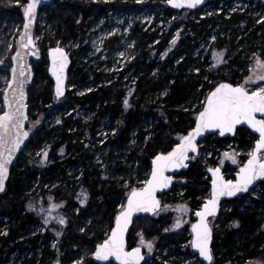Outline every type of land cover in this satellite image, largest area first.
<instances>
[{
  "label": "trees",
  "instance_id": "obj_1",
  "mask_svg": "<svg viewBox=\"0 0 264 264\" xmlns=\"http://www.w3.org/2000/svg\"><path fill=\"white\" fill-rule=\"evenodd\" d=\"M26 2L27 0H21V4L15 7V15L20 20L23 15L20 6ZM53 2L61 5L49 18L55 28H64L68 35L77 34V9L87 13L89 0H48L47 5ZM121 3L116 0L100 4L101 9H104ZM162 3L167 9L165 19L170 24L169 19L172 16L185 11L176 10L167 1ZM201 10L202 8L194 12L199 14ZM226 13L222 11L215 18V22H219L215 33L212 32V27L204 26L209 25L211 19L203 18L201 22H196L192 17L187 18L185 25L192 27V35L188 38L181 36L179 42L182 46L179 43L173 45L174 48L168 49L166 55L164 54L171 44L174 28H179L180 23L172 22L174 27L170 28L169 33L161 34L158 42L153 34L149 35L148 32L135 28L133 33L136 36L137 51L127 67H121L106 77L107 74L99 67H84L76 65L73 61L69 72L74 74L73 81L76 84L94 86L90 91L81 94L75 93L74 89H68L61 98L55 95L54 84L48 73L45 76L40 74L41 68L48 67V46L44 42H38L42 58L34 63L35 77L29 89V120L36 116V111L44 116L45 122L53 113L57 119L51 127L46 123L42 124L39 129L42 130L41 133H34L37 138L29 123L27 124L31 138L12 167L5 191L0 193V264H4L12 252L24 254L38 247L43 251L40 259L44 264L50 241L59 237L57 233L60 227L64 231L68 230V234L75 231L77 245L85 244L87 250L95 251L96 245L107 237L109 233L106 236L105 233L110 232L113 227L116 215L121 210V205H125L128 193L132 188L144 185L143 182H130L126 185V178H132L133 173H138L146 181L154 157L160 152L171 150L194 126L196 116L204 106L209 92L222 81L245 83L250 71L243 58L249 57L258 49L264 55V16L248 19L245 31L239 36L243 14ZM204 29L206 35H215L216 46L226 50V61L209 71L197 66L200 69L197 72L194 67V52L201 43L202 38L198 36ZM47 40L51 42L50 47L55 45L54 38L50 35ZM111 40L112 38L109 42ZM42 41H45V38ZM9 66L10 59L8 68ZM130 67L134 68L135 76L133 83L129 84L132 90L126 85L129 82L123 81ZM198 98H201V103L194 108ZM83 108L93 109V115L87 119L79 115ZM62 110L72 111L66 115L59 113ZM152 115H157L158 122L154 132L147 137L144 121ZM104 118L108 119L110 127L107 129L106 140L100 146L97 134ZM134 132L136 141L132 143ZM231 140L239 142L241 146L253 147L257 136L246 127H239L237 133L229 137H222L218 133L207 134L199 143L206 150L210 147L214 149L209 163H205L198 156L192 158L189 168L176 175L172 189L160 195L161 204L163 200H170V192L179 184H184V200L191 209L199 210L206 201L205 198L210 196L211 178L207 175L206 168L211 162L218 161L215 156L224 148V143ZM42 144L45 149L49 148L50 153L55 154L52 162L48 160L47 163H41L43 153L36 155L28 152L29 147ZM101 147H108L107 157L97 155ZM62 148L64 151H61ZM124 150H129V153H123ZM61 157L63 158L60 160ZM248 157L243 155L238 167ZM102 163L105 166L100 168ZM68 168H72L73 172L69 173ZM222 168L229 179L228 176L237 173L235 169L231 170L230 163ZM58 178H61L62 182L66 179V184L50 186ZM259 186L261 191L257 196L248 192L226 200L219 214L213 218L215 223L212 225V264H244L260 257L264 261V182ZM83 188L89 193L86 203H81L76 197L77 190ZM30 203L36 207L30 208ZM53 204H60L56 211L60 218H67V223L52 220L49 224L45 223V232H34L31 235L32 225L42 222L45 215L38 209H49ZM90 209L94 210L93 219L81 231V224L86 221ZM174 213L173 211L159 216L153 214L136 218L128 233V246L137 245V224L140 226L142 221L146 220L143 232L149 233V236L156 233L162 242H173L179 248L178 232L174 228L166 231L172 224ZM102 224H105L106 228H101ZM88 264L98 263L89 258Z\"/></svg>",
  "mask_w": 264,
  "mask_h": 264
},
{
  "label": "rangeland",
  "instance_id": "obj_2",
  "mask_svg": "<svg viewBox=\"0 0 264 264\" xmlns=\"http://www.w3.org/2000/svg\"><path fill=\"white\" fill-rule=\"evenodd\" d=\"M113 1L116 0H89L87 13L79 11L78 8V33L74 36L66 34L64 28L61 30H57V28H55V24L52 22V20L49 19L52 12L58 9L61 5L57 2H53L49 6L46 4L42 8L39 15L37 29L40 28V30L36 32V35L38 37L37 43L40 41L42 43L44 42V44L48 46L49 49L51 42L50 40H47V38H49L50 35L54 38V46L63 47L71 55L73 61L76 62V65H81L84 67H99L105 72V74H107L106 77H109V73L119 70L121 69V67H127L128 63L135 57V53L137 51L136 36H134L133 33L135 28L142 29L143 31L148 32L149 35L153 34L154 39L156 38V41L158 42L161 38L159 37L161 36V34H163L164 32L169 33L170 28L174 27V23L172 22L180 23L181 25H179V28H174L175 31L171 37V44L164 54L166 55L168 49H173L175 45H178V43L180 46H182L181 42H179L181 36L182 38H188L189 35H192V27H187L185 25V21L187 20V18L192 17L196 22H201L203 18L211 19L212 21L209 22V25L204 24V26H208L209 28L212 27V32L215 33L218 30L217 28L219 24V22H215V18L220 12L226 11L227 15L234 12H240L243 14L242 18H244L240 23V36L241 33L245 31V24L248 19L264 16V4L260 0H211L206 6L202 8L199 14L190 9H185L183 13H176L169 19V21L171 22L170 24L165 19L167 17V9L162 3L163 1L167 0H118L122 2L120 5L108 6L104 9H101L102 3L108 4L109 2ZM19 4H21V0H19V2H17V0H0V60L4 61L3 64H0V113L4 111L3 92L10 80V70L12 66L11 57L16 49L17 40L24 23L22 14V20H20L19 17L15 15V7ZM26 4L27 2L23 4L22 7L20 6L21 13H23V7H25ZM6 7H8V9ZM6 9L7 11L2 12ZM81 21L82 23H80ZM208 27L205 28L207 29ZM206 29H204L203 32H201L198 36L199 38H202V40L194 52V67L197 68V66H199L201 68H206V70L209 71L214 69V67L221 66L226 61V50H222L220 46H216V41L212 39V37H215V35H206ZM177 33H179V36H177ZM44 38L45 41H42ZM111 38L112 40L111 42H109ZM220 51L224 52V62L220 65H216L215 54ZM260 51L261 50L258 49L249 57L243 58L246 65L248 66V70L250 71L249 76L256 73L264 74V71H262L261 69L254 68V62L257 58L254 54H259L261 58H264V55H262ZM120 52H124L125 55L120 56ZM9 59L10 66L8 68ZM133 70L134 68L130 67V69L125 74V77L123 78L124 82L126 80L129 82L126 83V85L128 86H130L129 84L133 83V81L135 80ZM47 73L48 67H46V69H40V74L42 76H45V74ZM73 78L74 74H69L68 89H74V92L77 94L84 93L94 86V84H89L87 86L83 85L82 83L76 84L73 81ZM257 83L264 84V82L261 81H257ZM247 86L249 87V90H252L255 87V84L250 81L248 82ZM130 89L132 90L131 86ZM200 103L201 98H198L195 101L194 108ZM71 111L72 110H62L59 111V113H65L66 115H68ZM93 113V109L83 108L80 111L79 115L87 119L91 117ZM77 116H74V118ZM55 119H57V116L53 113L49 115L48 119L45 122L44 116L36 111V116H32V118L28 122V125L30 126L33 134L36 132L37 135L41 133L40 131H42L39 130L42 124L46 123L48 124V127H51ZM37 121H39V123H35ZM157 122V115H152L145 119L144 130L147 132V137L149 136V134H152L154 132V127L156 126ZM109 127L110 123L108 122V119L104 118L99 128L100 131L97 134L100 146H102L103 141L106 140L108 132L107 129ZM38 130L39 132H37ZM37 137L38 136H36V138ZM135 141L136 134L134 132L131 142L135 143ZM200 147L201 150L197 156L200 157L205 163H209V157L213 155L214 149L210 147L206 150L203 148V145H200ZM42 149H45L44 144L37 147H29L28 152L30 154L35 153L36 155H40V153H42ZM252 149L253 147H247V145H239V142H233L232 140L227 141L224 143V148L221 149V151L215 156L218 161L211 162L208 166L224 167L227 163H230L232 167L231 170L235 169L237 172L239 164L238 162H240L241 157L243 155L249 156L252 152ZM46 150L48 151V160L52 162L54 160L53 158L55 157V154L50 153L49 148H46ZM108 152V147H101L98 150L97 155L101 157H107ZM127 152L129 153V150L123 151V153ZM225 152L234 153L236 155V160L233 161L230 156L225 157ZM262 156H264V154H262ZM62 158L63 157L59 159L61 160ZM104 166L105 164L102 163L100 168H103ZM68 172H73V169L68 168ZM235 175L228 177H230V179H234ZM66 179L68 180L69 177H67ZM66 179L62 182L61 178H58L57 181H55V183L52 182L50 186H61L63 184H66ZM130 182L139 184L141 182L144 183L145 180L142 179V176H140V174L133 173L132 178H126L125 184L127 185ZM260 191V186L257 185L250 192H252L253 195L257 196ZM85 193H87L88 198L89 193L85 188L78 189L76 197H78L80 201H82L85 198ZM184 195V184H179L174 191L170 192V200L162 201V206L172 205V207L164 208L159 213V215H162L167 214L168 212H175L173 215V220L171 222L172 224L166 228L167 232H169L170 229L173 228L172 225L179 216L177 207L186 204L190 209V211L183 214L185 223H183L180 228H174L178 232L180 240L179 248L176 247V244L173 242H162L160 240V237L156 233H152L149 236V233L147 234L143 232V227L145 226V224H147L146 220H143L140 226L139 224H137V236H139L137 245H140L141 233H143V237L145 240H151L154 245L152 252L147 251L146 244L143 245L146 259L142 264H201L203 262L199 258V256L193 252L191 245V225L196 219L195 213L197 212V210L191 209L188 202L184 200ZM207 198L208 197H206L205 199ZM59 203L63 204L62 202ZM56 210L57 207H51L49 209L45 207V215H43L44 218L42 219V222H36L32 225L31 235H33L34 232H45V223L49 224L52 220L60 222V215ZM48 212H51L52 216H48ZM77 212L78 211L76 209L75 213ZM93 212L94 210L90 209V211L88 212L89 214L86 217V221L81 224V231H83L86 228L87 224L93 219ZM159 215L155 214V216ZM214 223L215 219H212L211 224L214 225ZM101 228H106V225L102 224ZM58 229L59 232L57 234L59 237L53 238L50 241V245L48 247L49 250L45 256L46 262L44 264H57V261H59L60 264H76L77 261H82V264H88V259H93V253L95 251H89V249L87 250V246L85 244L81 246L77 245L75 241V231L71 232V234H68V230L64 231L62 227ZM108 233L109 232L105 233V236ZM53 245H55V247ZM41 256H43V251H41L40 247L35 250H29L24 254L12 252L11 255H9V258L5 260L4 264H43L40 259ZM244 264H264V261L260 257L247 261Z\"/></svg>",
  "mask_w": 264,
  "mask_h": 264
},
{
  "label": "snow or ice",
  "instance_id": "obj_3",
  "mask_svg": "<svg viewBox=\"0 0 264 264\" xmlns=\"http://www.w3.org/2000/svg\"><path fill=\"white\" fill-rule=\"evenodd\" d=\"M19 2V0H17ZM42 0H29L23 8V15L27 18L23 25V34L20 36V51L15 53V58L19 67H13L11 70V81L7 87L9 89L8 110L0 114V192L4 191L5 183L9 177V166L12 163L15 153L20 149L25 139L29 136V131L24 128V122L28 119L25 103L27 99L26 85L32 77L31 65L27 62V57L35 49V54H39L36 45V39L33 37L32 25L36 19L37 11ZM167 3L183 7L187 4L189 7H196L203 3V0H167ZM235 10V9H233ZM179 36V33H177ZM215 40V37H212ZM52 67L51 70L56 76V95L57 98L65 94V81L67 80L66 68L69 63L68 53L62 47L51 48ZM124 56V52L119 53ZM257 58L254 62V68L264 71V58L259 54H254ZM23 60V63H21ZM224 62V52L215 54V63L220 65ZM4 61L0 60V64ZM197 72L200 69H196ZM253 82L255 87L249 90L248 82ZM264 74L256 73L246 78L245 83L233 84L227 81L220 82L206 97V103L203 110L197 114L195 127L183 135L181 142L177 143L171 151L160 152L154 157V167L151 171L150 179L144 182L143 187L132 188L127 197L126 205H121V211L116 216L115 227L111 230V235L99 245L97 251L93 253L96 257L108 259L110 256L122 261V264H140L145 259V252L142 250L144 244L147 245V251H153V242L145 240L141 233L140 245L131 248L127 247L126 233L129 225L133 222V216L137 213L152 212L159 215L164 208H171L172 205H163L157 196V190L165 189L173 182V177L167 175L169 169L182 168L189 161V153H198L200 145L197 138L208 132L210 129H217L220 134H235L237 126L241 124L250 125L260 134L255 143V148L250 154L247 163L240 169L238 179L228 180L220 167L211 169L215 178L212 180L211 196L206 199L202 208L195 214L199 219L192 224L194 233L191 241L192 247L199 250V255L211 262L214 258L212 241V227L209 224L208 217L215 215L220 207L221 197H231L237 193L248 192L257 181L264 182ZM90 91V89H88ZM259 114V115H258ZM59 122V121H58ZM39 123V121L35 122ZM43 158L41 163H47L48 151L41 150ZM61 151H64L62 148ZM210 154V153H209ZM225 157H231L236 160L234 153L225 152ZM195 159V156L192 157ZM87 202V193L81 203ZM30 208H35L34 204H29ZM53 208L59 205L53 204ZM43 213L44 208L38 209ZM190 211L186 204L177 207L178 218L172 225L173 228H180L183 223V214ZM48 216H52L48 212ZM50 222V221H49ZM62 224L67 223L66 217H61ZM238 224L239 221H234ZM167 231V229H166ZM55 247V245H53ZM57 264H60L57 261ZM76 264H82L77 261Z\"/></svg>",
  "mask_w": 264,
  "mask_h": 264
},
{
  "label": "water",
  "instance_id": "obj_4",
  "mask_svg": "<svg viewBox=\"0 0 264 264\" xmlns=\"http://www.w3.org/2000/svg\"><path fill=\"white\" fill-rule=\"evenodd\" d=\"M260 1L264 4V0H260ZM28 2H29V0H27V3H28ZM47 3H48V0H42V3H41V5H40L39 8H38L37 16H36V19H35V21H34V23H33V25H32V29H31L34 38L37 37L36 32H37V24H38V21H39V15H40V12H41L42 8H43ZM208 3H209V0H203V3L198 4V5H197L196 7H194V8H193V7H189L187 4H185L183 7H178V6L174 5V4H169V5H171L172 7H174L176 10L190 9V10H192V11H195V10H198V9H200V8H203V7L206 6ZM25 6H26V5H25ZM23 19H24V23H26L27 18H26L24 15H23ZM24 23H23V25H24ZM22 34H23V27H22L21 33L19 34L18 40H17V46H16V49H15V51H14L12 57H11V59H12L11 70H12L13 67H19V65L17 64L16 58H15V53H16L17 51H20V43H19V40H20V36H21ZM36 45H37V48H38V50H39V54L36 55V54H35V49H33V50H32V53L29 54V56L27 57V62H28L29 65H31V73H32V77H31V79L28 81V83H27V85H26L27 99H26L25 103H27V105H28V102H29V89H30V87L32 86V84H33V82H34V77H35L34 63L40 61L41 58H42V50H41V48L39 47V45H38V43H37V39H36ZM54 47H57V46H53V47H50V48L48 49L47 59H48V76H49V77L52 79V81H53V84H54V93H55V95H56V91H55V89H56V76H55V74H54V73L52 72V70H51V67H52V56H51V51H50L51 48H54ZM59 47H60V46H59ZM62 48H63V47H62ZM65 51H66V50H65ZM66 52H67V51H66ZM67 53H68V52H67ZM68 57H69V63H68V66H67V68H66L67 80L65 81V94L67 93V90H68L69 72H70V69H71V66H72V62H73V59H72V57H71V55H70L69 53H68ZM21 63H23V60H21ZM11 70H10V80H9V82L11 81ZM9 82H8V83H9ZM222 82H223V81H222ZM227 82H229V81H227ZM8 83H7V85H8ZM230 83H232V82H230ZM233 84H234V83H233ZM7 85H6V87H5V89H4V92H3L4 111H7V110H8V99H6V97L8 96L9 89H8ZM217 85H218V84H217ZM217 85H216V86H217ZM216 86H215V87H216ZM215 87H214V88H215ZM211 91H212V90H211ZM209 93H210V92H209ZM65 94H64V95H65ZM56 96H57V95H56ZM207 96H208V95H207ZM62 97H63V96H62ZM59 98H61V97H59ZM205 103H206V100H205ZM205 103H204V105H205ZM203 107H204V106H203ZM203 107H202L201 111L203 110ZM4 111H3V112H4ZM3 112H1L0 114H2ZM27 114H28V119L24 122V125H23V126H24V128H25L26 130L29 131V136L27 137V139H25L24 143L20 146V149L15 153V155H14V157H13L12 163H11V165L9 166V177H8V180H7L6 183H5V189H6V187H7V184H8V181H9L10 175H11L12 167L14 166V164L16 163V161L18 160V158H19L21 152H22V151L24 150V148L27 146V144H28V142H29V140H30V138H31V132H30V130L27 128V124H28V121H29V105H28V108H27ZM258 115H259V114H258ZM196 122H197V116H196L195 124H196ZM195 124H194L193 127H195ZM193 127H192V128H193ZM239 127H246V128L249 129L253 134H255V135L257 136V140L259 139V136H260L259 132H258L257 130H255V129L251 128L250 125H247L246 123H245V124L238 125V126H237V130H238ZM190 130H191V129H190ZM190 130H189V131H190ZM189 131H188V132H189ZM210 133H218V134H219L220 136H222V137H229V136H234V135L237 133V131H236L235 134H232V133H224V134H220V131H219V130H217V129H210L208 132L202 134L201 137H198V138H197V143L200 145L199 142H200L201 140H203V138H204L207 134H210ZM185 135H186V134H185ZM181 138H182V137H181ZM181 138H180V140H179L178 143L181 142ZM257 140H256V141H257ZM256 141H255V143H256ZM174 147H175V145H174ZM174 147H173V148H174ZM254 148H255V144H254V146H253V149H254ZM253 149H252V151H253ZM171 150H172V149H171ZM171 150H169V151H171ZM200 150H201V147L199 148V152H200ZM199 152H198V153H193V152H190V153H189V161L187 162V165H186L185 167H182V168H176V169H169V170L167 171L166 174L169 175V176H172V177H173V182H172V184L169 185L167 188L157 190V196L159 197L160 201H161L160 195L163 194V193L169 192V191L172 189L173 184L176 182V175H177L178 173H180V172L186 171V170L189 168V164H190V161H191L192 157H193V156H197V155L199 154ZM261 154H264V150H262V153H261ZM249 158H250V155H249V157L247 158V160H246L241 166L238 167V170H237V173H236L234 179H229V178H227V177L225 176L224 170H223V168H222L221 166H209V167H207V168H206L207 175H209V177L211 178V190H210V196H211V192H212V180L215 178L214 173L211 171V169H213V168H215V167H220V168H221V171H222L223 174H224V178H225V179H228V180H236V179L239 178L237 174L239 173L240 169L244 166V164L247 163V161H248ZM153 167H154V159H153V161H152V163H151V171H152ZM151 171H150V175H149L148 179H150ZM148 179H147V180H148ZM260 183H261L260 181H257L252 187H250V189H249L248 192H250L255 186L259 185ZM143 186H144V185H143ZM143 186H141V187H143ZM5 189H4V191H5ZM4 191H2V192H4ZM2 192H0V193H2ZM248 192L237 193V195H235V196H231V197H227V196H225V197H221V199H220V207H219V210L217 211V213H215L214 216H213V215H210V216L208 217L209 224H210V226L212 227V229H213V226H212V224H211V220H212V218L216 217V216L219 214L222 204H223L226 200H230V199H233V198L239 197V196H241V195H243V194H246V193H248ZM128 194H129V193H128ZM210 196H209V197H210ZM127 197H128V195H127ZM126 203H127V198H126L125 205H126ZM204 203H205V202H204ZM202 206H203V205H202ZM202 206H201V208H202ZM201 208H200V209H201ZM200 209H199V210H200ZM199 210H197V211H199ZM120 211H121V210H120ZM120 211H119V212H120ZM119 212H118V213H119ZM153 214H155V213H152V212H142V213H137V214H135V215L133 216V222H132V224L129 225L128 232L126 233V237H125V238H126V241H127V247H128L129 250H130L131 248H133V247H129V246H128V233H129V231H130V229H131V227H132V225H133L135 219H136V218H139V217L150 216V215H153ZM117 215H118V214H117ZM117 215H116V216H117ZM198 219H199V217L196 216V220H195L193 223H195ZM115 220H116V218H115ZM193 223H192V224H193ZM191 226H192V225H191ZM114 227H115V221H114V225H113V227L111 228V230H112ZM111 230H110L109 234L107 235V237H106L104 240H106V239L109 238V236L111 235ZM191 231H192V227H191ZM193 236H194V233H193V231H192V239H193ZM213 239H214V230L212 231V241H211V247H212V249H213ZM104 240H103V241H104ZM103 241L96 245V249H95V251L98 250L99 245H100L101 243H103ZM136 246H139V245H135L134 247H136ZM142 250L144 251L143 246H142ZM192 250H193V252H194L195 254H197V255L199 256V258H200L205 264H211V263H212V261L209 262V261H207L204 257L200 256V255H199V250H198V249L192 247ZM145 258H146V255H145ZM93 259H94V261H95L96 263H98V264H111V263H114V264H122V261L119 260V259H117V258L115 257V255L110 256L108 259H103V258H100V257H96V256L94 255V256H93ZM144 260H145V259H144ZM144 260L141 261L140 264H142V263L144 262Z\"/></svg>",
  "mask_w": 264,
  "mask_h": 264
},
{
  "label": "flooded vegetation",
  "instance_id": "obj_5",
  "mask_svg": "<svg viewBox=\"0 0 264 264\" xmlns=\"http://www.w3.org/2000/svg\"><path fill=\"white\" fill-rule=\"evenodd\" d=\"M213 219V218H212ZM146 259V258H145Z\"/></svg>",
  "mask_w": 264,
  "mask_h": 264
}]
</instances>
